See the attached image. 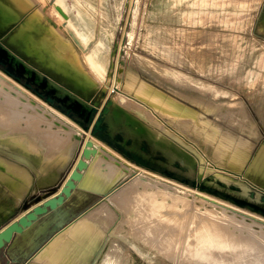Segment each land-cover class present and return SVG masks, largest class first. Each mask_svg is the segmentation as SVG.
<instances>
[{"label": "rangeland", "instance_id": "rangeland-1", "mask_svg": "<svg viewBox=\"0 0 264 264\" xmlns=\"http://www.w3.org/2000/svg\"><path fill=\"white\" fill-rule=\"evenodd\" d=\"M259 1L130 0L129 18L133 15V27H128V24L126 25L128 18L124 16L127 13V8L124 6L126 2L118 0V3L122 5L121 26L115 35L113 46L108 47L110 53L116 45L118 47L117 56L113 59V68L110 67L109 82L106 84L104 80H101L97 90L90 93L91 95L81 92L98 101L104 102L111 97L114 100L117 98L121 104H125L123 108L128 114L130 110L129 117H124L116 127L124 131L127 139L134 140L129 150L131 149L135 155L150 160L155 165L189 181H202L211 190L229 193L232 196L258 204L261 203L260 198L264 195V154L259 162L260 166L258 165L256 170H252L251 164L258 154V150L264 146V0L258 7ZM61 2L67 9V13L69 12L73 16L71 20L69 19L68 25L73 23L79 25V28L84 26L85 21L79 17L77 12L80 7L68 8L69 0ZM55 3L56 0H39L36 3L39 6L35 10L38 14H43L44 9L48 11L54 9L58 12L54 7ZM50 17L51 20L54 18ZM52 21H55L56 27L64 33L66 40L72 41L67 29L63 28L66 20L58 21V23L54 18ZM15 27L12 25L6 30L0 31V36L5 42H7L10 33L14 32ZM98 39L107 43V38L104 36L100 35ZM96 47L94 44L92 49ZM23 57L25 61H29L28 66L35 69L38 74L46 75L50 81L55 84L58 82V85H63L62 87L67 90L72 88L70 82H65L60 75L42 68L27 56L23 55ZM84 57L83 54V59ZM86 65L90 70L87 63ZM128 75H134V80L137 83L144 84L162 96H147L145 99L147 105L145 106L134 98L127 99L113 91L114 81L120 78L123 82V79L125 80ZM184 75L189 78L184 77L182 80L181 77ZM130 94L133 96V90ZM149 97L150 99H148ZM1 101L0 99V105ZM19 104L23 107L20 108L14 101H3L5 109L2 115L7 128L2 134L19 132L33 143L45 142L47 147L50 143L55 144L53 140L46 138L43 134L45 129H49L47 126L51 122L45 110L27 107V102ZM129 104L132 106L128 107ZM134 106H138L139 112ZM141 109L143 110L141 111ZM193 114L195 115L193 116ZM163 115L165 116L163 117ZM167 115L173 118L170 119ZM178 119L182 121L180 122ZM203 121L205 124L202 123ZM206 124L209 125L208 128ZM204 126L205 128H203ZM194 127L198 129L195 130ZM194 130L195 132H192ZM213 130L218 132L215 133ZM155 133H159V136L156 137L158 134ZM86 136L83 135L80 142L72 145L65 161L52 169L55 171L53 172L54 178L48 182H39L38 179H35L20 203L30 194L35 185L55 183L59 177L62 178L67 174L70 166L77 160L80 146ZM215 137L217 138L215 139ZM207 138L211 139L208 141ZM236 148L239 149L235 151ZM217 149H224V153L234 160L235 165L220 161L215 157ZM246 149H248L247 152L243 153L242 151H246ZM57 152L60 154V151L57 150ZM245 153L246 156H244ZM0 154L8 158V155L1 152ZM119 156H122L125 163L130 164L129 167H126L128 169H124L126 175L113 185V189L118 192L115 196L119 195V200L116 199L115 203L106 201V197L98 198L94 206L90 208L91 210L89 209L87 213L85 212L86 214L81 215L93 219L90 222L93 226L84 229L83 233L80 230L78 238L89 234L90 231L102 234L101 242H104L109 238L111 232H107V230L109 224H113V222L127 217L129 220L124 223L127 224L128 229H133V221L136 216V218H145L149 221L164 218V221H161V226H166L169 232H173L178 239L180 238L181 242L186 243L190 240L193 244L196 239L194 237L203 229L210 231L223 229L227 234L230 233V236L242 240L247 246L246 259L250 261L246 260L247 262L242 264L258 263L257 260L260 258L262 260L260 259L259 264H264V222L249 217L250 214H254L264 218L263 215L248 208L238 207L233 202L214 196L207 190L194 188L137 165L121 154ZM132 165L133 167H130ZM6 169L8 168L0 163V170L6 171ZM147 172L157 176L158 181L150 179ZM166 182L169 183L166 184ZM0 186L7 195L8 185L1 179ZM25 186L27 185L25 184ZM8 194L10 197H8L9 200H6L13 203L15 196L10 191ZM117 200L121 202H117ZM221 204H224L225 207ZM16 206L14 205V207ZM135 211L140 212L136 215ZM97 215L101 216L100 221L96 220ZM102 218L104 219L102 220ZM116 224H113V227ZM174 226L175 228H173ZM136 227L140 228L138 225ZM176 227L178 228L176 229ZM129 233L131 232L127 231L128 236H120L124 245L131 250L132 259L129 264H173L163 256H157L156 259L149 258L143 251L144 245L141 243L142 248H136ZM104 238L106 239L104 240ZM255 257L257 258L254 259ZM32 258L26 264H33ZM228 258H231V255ZM98 260L94 259L93 264H97ZM37 264L61 263L56 261L51 254Z\"/></svg>", "mask_w": 264, "mask_h": 264}, {"label": "bare ground", "instance_id": "bare-ground-1", "mask_svg": "<svg viewBox=\"0 0 264 264\" xmlns=\"http://www.w3.org/2000/svg\"><path fill=\"white\" fill-rule=\"evenodd\" d=\"M61 1L62 0H56V3L54 4L55 9L60 14L56 12L54 9L49 10V11L47 9H44L43 14H40V13L38 14L35 8L39 6V5L37 6L36 4L37 2H39V0H0V31H4L8 27L15 25L16 27H15L14 32L12 31L13 33L10 34L8 38V43L11 46H13L19 52L27 56L34 63H37L39 66H42L46 68L47 70H51L55 74L60 75L65 80V82L67 83L70 82V84L72 83L73 85L72 84L71 85L78 91L85 93V94H90L97 90L98 86L100 85L101 80H104V82L108 84L109 75H111L110 67L112 65L111 59H112L113 54H111L112 52L110 53L109 48H107L106 44L102 42L101 40H99L97 34L94 32L93 16H95L94 15L95 13H92L91 9H86L81 6L79 9H77L79 17L86 23H90L92 29L81 31L79 28V25L71 24L70 26L67 27V31L70 33L69 37L71 38L72 41L66 40L64 33L55 26L54 24L55 21L54 22L52 21L55 18L57 22L58 21L60 22L65 19L66 25L69 22L70 16L67 13V9L65 8V6L63 5ZM182 1H185V0H178V2H182ZM261 1L262 0L258 2V7ZM50 16L54 18H52L51 20ZM94 44L97 47L95 49H92L91 46H93ZM83 54L85 55L84 59H83ZM86 63L88 64V66L90 67V70L93 73L89 70ZM30 70L31 69L28 68V72H30ZM184 77L186 78L185 75L181 77L182 80ZM6 84H9V85H6ZM10 86H12V88H10ZM112 87L114 89L113 91L117 92L118 94L123 95L127 99L134 98L136 99V101L141 102L145 106L147 105L145 103V101H147L145 100L147 96L160 95L156 91L151 90L148 87H146L144 84L137 83L134 80V75H128L125 80L123 79V82H122V79L120 78L115 80L114 86ZM104 90H105V86H104ZM132 90H133V96L130 94ZM8 98H11L12 100ZM0 99L2 100L1 105H0V152L2 154L8 155V158H6L0 154L1 155L0 163L5 168L12 169V170L6 169V171L0 170V179L8 185V191H6L7 195L3 191V188L1 187L2 185L0 186V222H1L2 219L8 217L11 213H13L12 208L14 207V205L16 206L20 203L21 199L28 192L29 190L28 188H30L29 186L31 185L33 181H35V179H38L39 182H48L54 178L53 172L55 171L52 169L55 166L60 165L62 161H65L68 155V151L70 150L72 145L82 140L84 130L82 129L80 125H78L71 118H69L68 116L61 113L59 110L52 107L46 101L42 100L35 93H33L32 91L27 89L23 84L19 83L17 80L9 76L2 69H0ZM139 99H143V100H139ZM148 99H150V97ZM4 100H6V102L14 101V103L17 104L20 108H22L23 106H20L19 103L27 102L28 104L27 107H30V108L32 107L37 110L44 109L45 112L47 113V117L51 119V122L47 126V128L49 129H45L43 131V134L46 138L53 140L55 144L50 143L48 145L49 147H47V144L45 142L33 143L29 141L24 134L19 133V132L2 134V132L6 130L7 128V124L5 125V121L3 120L4 117L2 115L5 109V106L3 105ZM113 102H114V106H113V110L111 113V119L114 125L117 126L124 117H127V116L129 117L130 110H129V114L126 113V111L123 108L125 107V104H121V102H119L117 98L115 100L113 99ZM128 103L130 102L128 101ZM131 104H129L128 107L132 106ZM142 110L143 109H141V111ZM137 111H138V108H137ZM174 112L176 111L174 110ZM195 114H193V116ZM164 116L165 115H163V117ZM170 116H173V115H170ZM175 117L177 116L175 115ZM168 118L170 117L168 116ZM182 118L184 119V117ZM202 123L205 124L204 121ZM196 126H197V123H196ZM197 127H194L195 130ZM206 127L208 128L209 125L207 126L206 124ZM203 128H205V126ZM195 130L192 132H195ZM214 132L213 134L217 133L218 131H216L215 133ZM155 134H158L156 137L159 136V133H155ZM89 136L90 134L87 133L86 138ZM216 138L217 137H215V139ZM210 139H208V141ZM222 139H224V137ZM92 141H93L94 147L101 154V157L99 158L95 166H93V171H92V174L94 175L93 178L94 179L96 178V181L98 182V184H100L101 187H103L104 189L110 188V186L111 185L113 186L117 180H119L122 176L126 175L124 169L126 167H129L130 164H128V162L125 163V161L122 160L121 158L122 156L120 157L119 156L120 154L118 155L107 144L101 142L97 138H93ZM224 149L215 150V157H217L220 161H225L227 163L229 162L232 165L233 164L235 165L234 160H232L230 157L226 155V153H224L225 152ZM238 149L236 148L235 151ZM57 150L60 151V154H58ZM247 150L248 149L242 152L243 153L247 152ZM263 154H264V146L258 150V154L252 160V164H251L252 170L254 169L256 170V167H258ZM244 156H246V153ZM237 161H240V160H237ZM130 167H133V165ZM148 172H147V175L150 177V179L151 178L153 180L158 179L157 176H155L154 174H150ZM168 183L166 182V184ZM25 184L27 186H25ZM9 191L11 192L12 195L15 196V197L13 196L14 197L13 203L8 201L9 200L8 197H10V194H8ZM116 193H118L117 190L113 189L106 196L105 198L106 201L109 200V201H113L116 203L115 200L118 199L119 197V195L118 197L115 196ZM2 199L4 200L8 199V200L3 201ZM118 200L117 202H121ZM216 203H219V202H216ZM221 205L224 206V204H221ZM226 209H227V206H226ZM123 210L125 211V209ZM138 212L140 211H135V214L138 215ZM246 215L248 214L246 213ZM97 216H98L97 218L96 216L94 217L96 218V220L99 219L100 221L101 216L99 215ZM85 217L86 216L79 217L77 220H75L74 222L69 224L67 227H65L63 230L58 232L46 245L40 248L38 253L32 258L31 262H33V264L34 263L37 264V262L43 260L44 257H47L53 254V258L61 264H93L94 259L95 260L99 259L97 264H129L130 259H132L131 250H129L124 245L123 241L120 239V236L127 235V231L131 232L129 233V237L133 238V243L136 246V248L138 247L142 248L141 246L143 244L144 245L143 251L151 259H156L157 256H163L167 260L169 259L173 264H242L246 260L247 261L249 260V259H246V254L248 253V249H247V246L243 243V241L236 239L234 236H230V233L227 234L226 232H224L223 229H214L212 231L203 229L199 231V233L194 237L196 239L193 242V244H191L190 240H188L190 243L188 241L186 243L181 242L180 238L178 239V237H176L173 234V232L172 233L169 232L166 226H161L162 225L161 221L162 220L164 221V218L162 220L159 219L157 221L156 220L152 221L151 219L149 221L148 219H145V218H141V219L136 218L137 217L136 216L133 221V226L131 225L133 229H128L126 227L127 224L124 223V221L129 220V219L127 220V217H126V219L125 218H123V220L121 219L122 221L118 220L119 222L118 221L113 222V224H116L118 222L116 226L121 222L117 227L116 226L113 227V224H109L110 226L108 227L107 232H111V233L108 236L109 238L106 237L107 240H105L106 238H104L105 240L104 241L105 243H104V242H101L102 234H99V233L97 234V233H93L90 231L88 232L89 234H85L82 237L78 238V235L80 234L79 232L80 230H82L81 232L83 233L84 229L89 228V226H93L90 223L93 219L91 220L90 218H87V217L85 218ZM249 217H254V219L257 218L264 222V218H261L254 214H250ZM103 219L104 218H102V220ZM104 225L106 226V223ZM136 225L140 226V228L136 227ZM173 228H175V226ZM177 228L178 227H176V229ZM180 229L181 228H179V230ZM28 230H32V229L30 228ZM98 230H101V229H98ZM181 230L183 231V229ZM26 233H27V230H26ZM187 235H190V234L187 233ZM22 236H24V234ZM26 236L27 235H25V237ZM230 255H231V258H228V256ZM97 256L99 257L96 259ZM257 257H255L254 259H256ZM260 259L257 260L258 263L252 262V264H259Z\"/></svg>", "mask_w": 264, "mask_h": 264}, {"label": "water", "instance_id": "water-1", "mask_svg": "<svg viewBox=\"0 0 264 264\" xmlns=\"http://www.w3.org/2000/svg\"><path fill=\"white\" fill-rule=\"evenodd\" d=\"M64 27L66 28L65 23L63 25V28ZM117 50L118 47L116 45L111 53L113 54L111 69L114 65L113 59L117 56ZM21 54V52L8 43V39L7 42H5L0 36V69H3L9 76L23 84L27 89L35 93L51 106L56 107L55 104H57V110L80 125L84 130V135L88 133L90 136L85 138L80 146L75 165L64 182L61 185L50 187L44 190L42 194L35 195L30 200L26 201L22 205V211L24 213L17 216L7 226L0 230V251L11 244L16 235H23L25 230L33 228L34 226L37 228L40 224H53V233L56 235L74 222L76 219L67 223V212L62 209L64 204L74 196V193H93L105 198L113 190L112 185L110 188L104 189L98 184L96 179L93 178V166H95L101 157V154L93 145V138H97L101 142L107 144L131 162H134L131 157L135 155L131 149L129 150L133 145V139H127L124 135V131L117 129L111 119L114 106L111 97L107 98L101 104V101L95 100L89 95L82 94L71 84L72 88L67 90L62 87L63 85H58L50 81L46 75L38 74L35 69H31L28 66L29 61H25L23 57L24 54ZM28 68L31 69L30 72H28ZM74 117L77 118L74 119ZM137 157L151 162L140 156ZM166 172H168L169 175L173 174L167 170ZM192 186L203 191L207 190L214 196H218V193H222L207 188L202 181L193 180ZM222 194L225 200L233 202L236 206L248 208L264 216V195L261 196V203L258 204L232 196L229 193ZM50 240H48V242Z\"/></svg>", "mask_w": 264, "mask_h": 264}, {"label": "crops", "instance_id": "crops-1", "mask_svg": "<svg viewBox=\"0 0 264 264\" xmlns=\"http://www.w3.org/2000/svg\"><path fill=\"white\" fill-rule=\"evenodd\" d=\"M69 1L70 2L67 3L68 8H77L81 6L86 9H91L92 13H95L94 14L95 16H93L94 32L97 34V36L101 35L107 38V43H105L107 48L112 47L116 39L115 35L117 33V30L121 26V21H120L121 20L120 15H121V10H122L121 3L119 4L118 0H69ZM125 2L126 3L124 6L127 8V13L124 16L125 18H128L126 21V25L128 24L127 25L128 27L129 26L133 27V15L132 17L129 18L131 2L130 0H125ZM68 14L71 20L73 16L69 12ZM68 26L69 25L67 23L66 29ZM88 29L90 30L92 29L90 23L85 22V25L80 27L81 31L88 30ZM102 103L103 102L101 101V104ZM75 162L70 166L67 174H65V176H63L62 178L59 177L55 183H51V184L49 183V184L39 185V186L38 184L35 185V187L31 190L30 194L27 195L18 206L12 208L13 213H11L8 217L4 218L5 220L3 219V221L0 223V230L4 228L5 226H7L17 216L24 213L22 211V205L26 201L30 200L35 195L42 194L44 190L50 187L61 185L66 179L69 172L73 169ZM92 194L93 193L76 192L74 193V196L64 204L62 209L63 211L67 212V215H68L67 223L72 222L75 219L77 220V218H79L82 214H84L90 208H92L94 204L96 203V201L98 200V198H104V197H100L99 195H96V194L92 195ZM31 229L32 230L27 229V233L25 230L24 236L16 235L13 242L9 244L4 250L0 251V264H26L27 262L31 260V258L36 253H38L40 248H42L44 244L48 242V240L52 239L55 236L53 233V229H54L53 224L43 225V226L42 224H40L38 228H35L34 226ZM25 235L27 236L25 237Z\"/></svg>", "mask_w": 264, "mask_h": 264}, {"label": "trees", "instance_id": "trees-1", "mask_svg": "<svg viewBox=\"0 0 264 264\" xmlns=\"http://www.w3.org/2000/svg\"><path fill=\"white\" fill-rule=\"evenodd\" d=\"M76 119V118H75ZM131 159L138 165L144 167V168H147V169H151V170H154L155 172L159 173V174H162V175H165L167 177H170V178H173L177 181H180V182H184V183H187L188 185H191L192 186V181H189L187 179H185L184 177H181V176H178V175H175V174H171L169 175L168 172H166V169L164 168H161L159 167L158 165H155L151 162H148V161H145V160H142V159H139L137 156L135 155H132ZM218 196L223 198L224 195L222 193H218Z\"/></svg>", "mask_w": 264, "mask_h": 264}, {"label": "flooded vegetation", "instance_id": "flooded-vegetation-1", "mask_svg": "<svg viewBox=\"0 0 264 264\" xmlns=\"http://www.w3.org/2000/svg\"><path fill=\"white\" fill-rule=\"evenodd\" d=\"M23 82H24V81H23ZM55 106H56V107H58V105H57V104H55ZM62 111H63V110H62ZM75 118H77V117H74V119H75ZM36 254H37V253H36ZM36 254H35V255H36ZM35 255H34V256H35ZM34 256H33V257H34Z\"/></svg>", "mask_w": 264, "mask_h": 264}]
</instances>
